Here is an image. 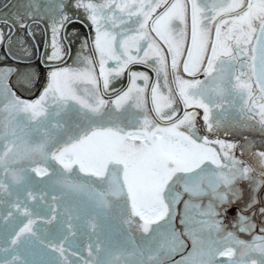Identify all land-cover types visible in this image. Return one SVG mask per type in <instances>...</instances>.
Masks as SVG:
<instances>
[{
  "label": "snow or ice",
  "instance_id": "snow-or-ice-1",
  "mask_svg": "<svg viewBox=\"0 0 264 264\" xmlns=\"http://www.w3.org/2000/svg\"><path fill=\"white\" fill-rule=\"evenodd\" d=\"M25 7L27 19L18 11L0 23L34 36L27 20L35 22L38 8L34 0ZM74 7L94 28L92 56H78V67L52 63L71 57L64 42L74 21L61 14L51 19L47 83L36 100L21 99L8 83L15 75L30 85L38 78L30 65L0 68V264H165L184 247L171 227L184 195L185 209L206 217L192 222L210 231L206 240L189 230L192 251L178 264H264V236L246 242L220 219L240 201V232L255 228L245 213L264 216V151L251 153L254 164L238 158L235 143L198 134L195 111L202 109L207 133L239 117L264 134V0H75ZM132 64L149 67L155 80L131 71L128 89L105 99ZM205 198L203 207L192 203Z\"/></svg>",
  "mask_w": 264,
  "mask_h": 264
},
{
  "label": "flooded vegetation",
  "instance_id": "flooded-vegetation-1",
  "mask_svg": "<svg viewBox=\"0 0 264 264\" xmlns=\"http://www.w3.org/2000/svg\"><path fill=\"white\" fill-rule=\"evenodd\" d=\"M10 0H7L5 3H7ZM13 1V0H12ZM11 1V2H12ZM2 4V0H0V18L2 17V6L5 4ZM75 0H34V5L38 8V11L36 12L37 19L35 22L28 20L29 29L28 31H31L34 33V36H30V42L35 50L34 57H32L30 60L26 61L27 65H30L31 68L36 73V76L38 78L34 79V85H36V90L28 91L26 92V95H23V91L20 90L19 82H17V78L14 75L9 78V85L12 86V90L16 93L18 97L22 99V97H26L31 99V101L36 100L41 92L43 91L46 83H47V72L49 70V67L45 63V57L46 53L51 52L50 46H46L47 41L50 38V23L51 19L55 18V16L66 14L69 17L73 19V23L66 25V31L71 25L74 23L78 24V26L84 31L87 41V50L89 54H87V50L85 48H82V46L77 45L74 46L73 43L71 47V57H66V64H63L59 61L52 62L59 64V66H70V67H78L79 65L75 63L76 58L81 55H88L92 56V42L93 38L95 36L94 28L91 25L90 21L87 20L86 14L84 13L83 9H77L74 7ZM11 4V3H10ZM9 4V5H10ZM63 4L64 7L62 9L58 8V5ZM8 5V6H9ZM7 6V7H8ZM14 11L16 14L17 12L14 10L10 11V14ZM78 11V12H77ZM75 13H82V16H78ZM20 14H25L24 12H20ZM11 21V20H9ZM3 26H7L11 29V34L8 35L4 41L3 44H0V51L6 44L8 43V40L13 39V33L15 31H18L20 28L18 26H13L11 23L9 24H3L0 23V28H3ZM36 34L40 35L41 37V44L38 45ZM63 34V33H62ZM10 36V37H9ZM17 40H14V44L16 43L17 47L20 46L19 42L17 44ZM68 42V41H66ZM68 50L69 42L66 43ZM5 51V48H4ZM95 59L98 60V56L95 57ZM170 60V57H169ZM114 66V62L110 61L108 64V67ZM97 73L99 72V67L97 64L96 67ZM131 71L135 72H144L147 73L152 79V81L155 80V73L146 65L143 64H132L129 65V68L125 70V72L122 74L121 77L116 78L113 83L110 84L109 92L105 95V99H115L117 93H122L123 91H126L130 85V75L129 73ZM181 75H184L181 72ZM185 79H191V77H188L184 75ZM200 80H203L204 77L201 74H198L197 77ZM141 82L142 80H137L136 83L140 86H142ZM120 84V85H119ZM19 85V87H18ZM115 90V91H113ZM182 108V105H181ZM189 111H193V109H189ZM196 112L200 113V115L197 117V126L200 128L199 135H209L210 139H222L229 143H235L237 145V148L234 149L235 155L245 160L246 162L250 164L255 163V158L251 155L252 152H258V151H264V134H262L258 129L253 130L250 127H242L240 118L237 117L236 120L230 121L229 125H226V128H221L218 130L215 134L207 133L205 129H203V120H202V109H195ZM251 123V122H249ZM242 146V147H241ZM218 147V146H217ZM243 151V155H241V152ZM42 179V178H41ZM260 198L264 199V192L260 193ZM187 195H184L181 199V202L178 203L176 206L179 208L184 207V200H187ZM247 199V195H245V200ZM193 204H201V207L203 205L207 204V199L205 198V201H200L197 199H193ZM244 201H240L238 205H234L232 208L228 210L226 215L220 217V219L231 226L236 227L233 230H230L235 233V235L242 240H245L246 242H252L254 237L256 236H264V232L260 231V228L264 227V216H261L259 211H256L255 216H251L250 213H245V215H249L251 217V222L255 224V228L251 232H240L239 231V222L237 218V212L238 208L243 206ZM185 212L189 213V217H185ZM182 215L179 213L174 214V219L172 221V229L175 230V232L178 235L179 240L183 241L184 247L180 248L178 247V251L171 254V256L168 258L166 257L165 262L170 261V264H178V262L185 256H187L192 251V239L190 235H188L189 230L195 229L197 232V235L202 236L206 240L209 238V229H204L203 232L200 231V225L193 223L192 221L196 220H202L206 219V217H202L199 215L200 209L197 208H190L186 209ZM188 220L187 226L184 223H181L182 220ZM212 240H220L221 245L226 243L223 241V236L221 235H215V232L211 233ZM227 257H217L218 261H226Z\"/></svg>",
  "mask_w": 264,
  "mask_h": 264
},
{
  "label": "rangeland",
  "instance_id": "rangeland-1",
  "mask_svg": "<svg viewBox=\"0 0 264 264\" xmlns=\"http://www.w3.org/2000/svg\"><path fill=\"white\" fill-rule=\"evenodd\" d=\"M6 1L7 0H2V4L5 3ZM11 1L12 0L8 1L7 3H5L2 6V10H3L2 11V17L7 18L8 20H13L17 13L15 14L13 11L10 14V11L15 9L16 12H18V11H19V13L21 11L24 12L25 14H22V15H25V18L27 19L26 13L29 11V9H27L25 7V5L29 2V0H13L12 2ZM5 5H7V6L9 5V6L5 7ZM75 14H77V13H75ZM77 15L81 17L82 13H78ZM3 29H4V36L6 39V37L8 35H10L12 31H9L10 28L7 26H3ZM73 32H75V35H73ZM66 33H67L68 38H69L68 42L70 41L71 45L73 43L74 46H77V45L82 46V41L86 40V36H85L84 31L76 23L71 25L69 28V31L67 29ZM12 35H13V39L8 40V43L6 44V46H4L5 51H4V48H2L0 51V68H4V67L16 68L18 66L27 65L26 61H28L32 57H34L35 50H34L32 44L30 42L31 41L30 36L27 35V32L24 29H19L18 31H15ZM35 36H36L38 45L41 44L40 35L36 34ZM14 40H17L19 42L20 46L17 47L16 43L14 44ZM18 42H17V44H18ZM68 42H66V41L64 42L65 48H67L66 43H68ZM83 48H85L87 50V46L83 47ZM25 50H27V51H25ZM65 51H66V49H65ZM28 53H31L30 57H29ZM87 54H89L88 50H87ZM44 59L46 60V57ZM33 83H34V81H32V83L30 85H21L19 83L20 88H21L20 90L23 91V95H26V92H28V91L36 90V87H35L36 85H34ZM141 84L143 86V82H141ZM19 85H18V87H19ZM22 99L31 102V99H29V98L22 97ZM80 175L82 178H84L83 174H80ZM36 179L41 180V177H37ZM43 179H46V178H43ZM51 195H56V193H54V192L50 193V195L47 198L48 203H51ZM204 201H205V199L203 200V202ZM29 203H34V202L29 201ZM53 207H56V205L53 204ZM57 210H59V209H57ZM185 211H186L185 207L179 208L175 205V213H179L180 215H182ZM223 224L225 225L226 231H230V230H233L236 228V227L228 225L224 222H223ZM215 235H217V234L215 233ZM221 235L223 236V234H220V236ZM83 254L86 256L87 255L86 251ZM0 255H2V254H0ZM165 264H170V261L165 262Z\"/></svg>",
  "mask_w": 264,
  "mask_h": 264
}]
</instances>
